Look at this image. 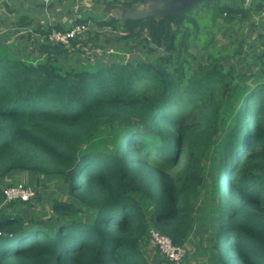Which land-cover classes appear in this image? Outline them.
<instances>
[{
    "label": "trees",
    "instance_id": "trees-1",
    "mask_svg": "<svg viewBox=\"0 0 264 264\" xmlns=\"http://www.w3.org/2000/svg\"><path fill=\"white\" fill-rule=\"evenodd\" d=\"M140 1L89 0L92 7L71 22L89 28L69 47L47 37L71 26L51 25L45 13L41 24L22 5L8 7L9 26L26 30L20 38L31 51L0 56V264H150L140 249L150 228L175 245L188 242L192 197L207 169L217 196L216 263L264 264V83H257L264 31L246 44L264 0L202 2L213 9L202 30L197 4L122 20ZM88 44L102 51L92 69L73 57ZM246 47L256 49L258 72L239 63ZM111 49L129 54L126 62L107 55ZM34 51L40 61H29ZM101 128L114 147L85 150ZM24 174L36 188L45 178L60 181L65 199L39 201L51 209L49 219L17 209L34 205V187L28 202L5 201L2 187ZM154 250L157 264H171Z\"/></svg>",
    "mask_w": 264,
    "mask_h": 264
},
{
    "label": "rangeland",
    "instance_id": "rangeland-1",
    "mask_svg": "<svg viewBox=\"0 0 264 264\" xmlns=\"http://www.w3.org/2000/svg\"><path fill=\"white\" fill-rule=\"evenodd\" d=\"M8 3H5L3 0L0 2V16L8 19H14V16H8L9 9L8 7H11V4L14 2V0H6ZM225 1H233L237 3V0H214L211 3H209L210 7H216L219 3H223ZM52 2V1H51ZM51 2L49 4H51ZM163 2V0H142L134 5L132 8L133 12H147L150 9L155 8L159 3ZM86 6H82L80 4L75 3L73 0H67L65 4H61L63 7V23L67 24V27L69 26V22H71L76 18H80L81 15H79V12H87L85 9H89L92 7L91 2H86ZM248 1L246 2V4ZM74 5L73 7H70V5ZM81 4H83V1H81ZM245 4V5H246ZM88 5V6H87ZM207 5L206 3H198L196 7L194 8L193 12H197L199 14L198 17V23L200 26V29L202 30L205 25L209 24V18L213 14V9L211 8L210 12L207 11ZM70 7V8H69ZM67 9H71L70 15ZM96 12V11H95ZM100 12L96 13V16H100ZM116 16H120L122 14V11L115 10L112 12ZM80 17H79V16ZM254 21L257 23L258 29H255V31L252 32L251 36L248 34V30L246 27L240 28L243 33L247 32V41L246 44L251 45L253 38L256 35V31H264V7L262 10V13L253 15ZM6 26L0 27V56H8V57H15L16 55L21 56V49H25L26 51H31V44L30 42L27 44L25 42V38H20L25 35H23L26 30H17L16 27L9 26V22L6 23ZM89 28V26L87 25ZM8 33V35H7ZM41 41V40H40ZM215 42L217 45V48H220L225 44L224 38L221 36L220 33H217L215 35ZM27 44V45H26ZM192 54H195L196 56H200L201 52L197 49H191L190 50ZM259 51V50H258ZM199 52V53H198ZM102 53L100 49L93 48L92 44H88L84 51L80 54H74V59L77 57L78 60L82 62V65L84 68L92 69L94 67V62L97 61L99 55ZM119 53V52H118ZM117 52L110 51L107 52V55L114 54L118 55ZM97 54V57L95 56ZM138 54V52H137ZM243 58L239 62L242 66L243 70L253 71L255 69L256 72L260 69L259 62L257 60L255 61L254 54H257L256 49L252 47V49H248L246 47V50H244ZM123 55L124 59L123 62L125 63L129 54H121ZM33 59L29 61H40L36 58L37 54L36 51L32 53ZM120 57V56H119ZM105 59H103L104 61ZM248 65H253L252 70L248 69ZM256 82L259 84H263L264 81V74L259 77ZM252 80L250 83L255 84ZM114 147V142L109 141V136L107 133V130L104 128H101L95 136L89 141L88 144H86L85 150H93V151H106L111 150ZM207 176L205 177L204 184L202 186V189H199L197 194L192 197V205L194 207L193 212V226L191 233L188 237V242L185 243V248L187 250L186 252V259L184 261V264H217L215 260V255L213 252V237L215 233V228L213 226V221L215 219L216 213H215V207L217 205V196H212V192L214 189V183L212 182V178L209 176V169H207ZM47 181L43 187H37L36 185H31L30 183H27L28 176L20 175L17 180H12L13 182H22L24 184H27L31 187H34L36 190V194L38 195V199H35L33 206H27L23 205L20 208V211L23 209L27 210V212H33L34 215L39 219H49L51 216V209L48 207L47 204H40V202H43L45 198H52L53 196L59 195V189L61 188V184L59 180L53 179L50 180L49 178H45ZM11 181L9 180L8 183ZM3 188V187H2ZM60 199H65L66 196H63L60 194ZM231 198H228L225 200V206L230 207ZM32 205V204H31ZM29 210V211H28ZM81 216V214H79ZM55 221V220H53ZM152 226V225H150ZM151 229V228H150ZM146 242V241H145ZM140 249L142 250L145 258L148 260L150 264H157L158 260H162V257L155 252L153 248H151L147 242L146 244L141 243ZM161 264H166L165 262H162Z\"/></svg>",
    "mask_w": 264,
    "mask_h": 264
},
{
    "label": "built area",
    "instance_id": "built-area-1",
    "mask_svg": "<svg viewBox=\"0 0 264 264\" xmlns=\"http://www.w3.org/2000/svg\"><path fill=\"white\" fill-rule=\"evenodd\" d=\"M43 5L47 6L52 0H39ZM86 25L78 24L67 28L64 31L51 32L47 40L53 45H61L69 47L71 40L77 35L87 31ZM264 83V81H263ZM3 196L6 202L21 201L28 202L34 195V189L22 182H16L2 188ZM1 234V233H0ZM148 245L159 251V253L171 264H184L186 256L185 245L179 246L173 244L172 240L158 230L151 228L148 231Z\"/></svg>",
    "mask_w": 264,
    "mask_h": 264
},
{
    "label": "crops",
    "instance_id": "crops-1",
    "mask_svg": "<svg viewBox=\"0 0 264 264\" xmlns=\"http://www.w3.org/2000/svg\"><path fill=\"white\" fill-rule=\"evenodd\" d=\"M5 3H8V1H6V0H3ZM24 1V2H23ZM32 2H36V0H31ZM39 1V0H38ZM37 1V2H38ZM66 1L67 0H52V2H51V4H49V5H47V6H45L44 5V9H41V11L39 12V10L36 8V6L34 5V8L33 7H31L30 6V2L29 3H27V1H25V0H14V2L11 4V7H16V6H20V5H22V7H23V10L22 11H24L25 9H28V11L29 12H26V13H33V14H35V17H36V19L41 23V24H44L45 22H44V13H45V16L47 17V21L49 22V24H57L58 22H60L61 24H64V25H67V24H65V23H63L64 21H63V7L64 6H62L61 4H65L66 3ZM0 2H2V0H0ZM86 2H89V0L88 1H84L83 0V4H82V6H86V4H88V3H86ZM40 3V2H39ZM88 6V5H87ZM21 7V6H20ZM30 7H31V10H30ZM49 7H51V9H49ZM1 10V9H0ZM43 10H44V12H43ZM87 10H89V9H87ZM10 13V12H9ZM82 13H84V12H79V15H82ZM78 15V16H79ZM8 16H13V14H9ZM59 17H61L60 18V20H59ZM80 17V16H79ZM2 18H4V17H1L0 16V22H1V19ZM8 18V17H7ZM13 21V19H8V22H12ZM69 26H71V20H70V22H69ZM68 26V27H69ZM0 27H2L1 26V24H0ZM23 30V29H22Z\"/></svg>",
    "mask_w": 264,
    "mask_h": 264
},
{
    "label": "water",
    "instance_id": "water-1",
    "mask_svg": "<svg viewBox=\"0 0 264 264\" xmlns=\"http://www.w3.org/2000/svg\"><path fill=\"white\" fill-rule=\"evenodd\" d=\"M209 0H163L155 8L148 10L147 12H129L123 15L122 20L125 19H141L149 16L164 17L171 14H175L180 10L191 8L198 3H202ZM246 3L249 0H239Z\"/></svg>",
    "mask_w": 264,
    "mask_h": 264
}]
</instances>
